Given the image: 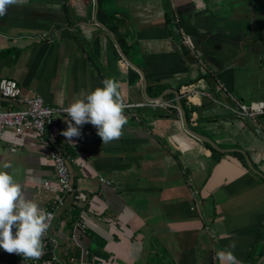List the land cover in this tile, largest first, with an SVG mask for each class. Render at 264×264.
<instances>
[{"label":"crops","instance_id":"obj_1","mask_svg":"<svg viewBox=\"0 0 264 264\" xmlns=\"http://www.w3.org/2000/svg\"><path fill=\"white\" fill-rule=\"evenodd\" d=\"M96 15L145 75L147 95L169 107L149 105L140 72ZM3 78L59 107L113 78L142 124L125 110L122 136L103 145L91 124L67 141L60 117L48 138L70 160L76 195L56 210L57 262L0 248V264H219L215 253L233 243L241 264H264V141L254 129L264 132V117L251 126L229 97L264 102V0H21L0 17ZM186 89L190 128L220 150L185 131L172 91ZM3 162L29 198L55 208V168L35 131L6 129Z\"/></svg>","mask_w":264,"mask_h":264},{"label":"clouds","instance_id":"obj_2","mask_svg":"<svg viewBox=\"0 0 264 264\" xmlns=\"http://www.w3.org/2000/svg\"><path fill=\"white\" fill-rule=\"evenodd\" d=\"M20 3L21 0H0V17L7 14L9 7ZM101 84L102 87L82 93L63 109L67 114V127L60 135L67 141L81 137V128L85 124L97 129L103 145L122 136L127 116L121 84L113 78H105ZM12 167L11 162L0 164V248L23 257L26 262L39 260L52 214L26 195L24 186L8 171ZM234 249L233 243L228 250L217 251L213 259L219 264H241Z\"/></svg>","mask_w":264,"mask_h":264},{"label":"built area","instance_id":"obj_3","mask_svg":"<svg viewBox=\"0 0 264 264\" xmlns=\"http://www.w3.org/2000/svg\"><path fill=\"white\" fill-rule=\"evenodd\" d=\"M183 44L193 50L191 43L184 32ZM48 39H53V35L48 36ZM195 54L194 51H192ZM195 59L200 65H203V60L195 54ZM205 94V93H203ZM189 97L191 92L188 93ZM230 99L235 106L231 108L235 116L248 118L252 122H257L259 118L264 117V102L245 103L233 94H230ZM125 110L131 111L132 118L139 125L142 124V119L132 110L140 107L135 104L125 102ZM153 107L167 108L170 105L160 100L149 103ZM66 107L48 105L43 98L39 96L28 97L22 94V89L19 83L10 78H3L0 81V136L6 129H13L18 134H24L27 130L35 131L41 140L48 147L49 157L55 168L56 182L58 185V196L56 198L55 208L47 211L51 213L50 227L44 236V252L40 260L49 258L52 262H57L56 252L59 243L51 236V230L54 228L55 222L58 219L56 210L67 208L75 200L76 188L74 185L73 176L71 173L70 160L65 156L58 142L48 138L49 130L56 128L58 119L67 116L63 111ZM101 181L110 183L105 179ZM77 228L84 229L85 223L78 222Z\"/></svg>","mask_w":264,"mask_h":264},{"label":"water","instance_id":"obj_4","mask_svg":"<svg viewBox=\"0 0 264 264\" xmlns=\"http://www.w3.org/2000/svg\"><path fill=\"white\" fill-rule=\"evenodd\" d=\"M94 2H95V5L98 6V0H94ZM93 24H96V25L100 26L101 28H103L105 31H107V32L109 33V35H110V36L112 37V39L114 40V42H115V44H116V46H117V48H118V50H119L121 56L123 57V59H124L127 63H129L131 66L135 67V68L137 69L138 72H140V74H141V76H142V78H143V81H144V88H145L146 97H147L149 100H151V101H153V100H162L163 97H164L165 95H163V96L160 97L159 99H153V98H150V97L147 95V91H146L147 82H146V80H145V75L143 74V72H141V70H140L139 68H137V67H136V66H135V65H134V64L128 59V57L125 55V53H124L122 47L120 46L118 40L116 39L115 34H114V33H113V32H112L107 26L103 25L102 23H100V22L98 21V19H97V15H96L95 18H94V22H93ZM188 51H189V50H188ZM172 92L176 95V107H177V109L179 110V112H180V114H181V118H182V122H183V125H184V128H185V131H186L188 134H190L191 136H193L194 138H196V139H198V140H200V141L206 142V143L210 144L211 146H213L214 148L220 150V149L218 148V146H217V143H215L213 140H211L210 138H207L206 136H204V135H202V134H200V133H197V132L193 131V130L190 128V126H189V122H188V117H187V112H186V109H185L184 104H183V101H182L183 98H182V96H181V94H180L179 92H176V91H172ZM246 119H247V121L249 122V124H251V126H254V125H255V124L253 125V122H252L250 119H248V118H246ZM130 123L133 124V123H136V122H130ZM254 129H255V131L259 134L260 138L264 141V132L261 131V130H260L259 128H257V127H254ZM246 158H247L248 165L251 167V169H252L254 172H256L257 174L262 175L258 170H256V169L253 168V165L251 164L250 159H249L248 157H246Z\"/></svg>","mask_w":264,"mask_h":264},{"label":"trees","instance_id":"obj_5","mask_svg":"<svg viewBox=\"0 0 264 264\" xmlns=\"http://www.w3.org/2000/svg\"><path fill=\"white\" fill-rule=\"evenodd\" d=\"M189 91V89H186V91H181V95H184L185 93H187ZM182 101H183V104H184V107H185V109H186V111H187V108H186V100H185V98L184 99H182ZM187 114H188V112H187ZM72 212V211H71ZM74 215H73V217H71V218H69L68 219V224L70 225V226H73V224L74 223H76L77 221H78V212L76 213V211H73L72 212ZM58 223V222H57ZM74 257H76V259L77 260H80V251H78L77 253H75L74 254Z\"/></svg>","mask_w":264,"mask_h":264}]
</instances>
